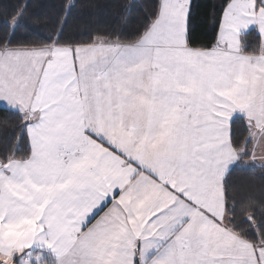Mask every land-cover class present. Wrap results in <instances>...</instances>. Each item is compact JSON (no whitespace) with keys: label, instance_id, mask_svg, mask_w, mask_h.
Wrapping results in <instances>:
<instances>
[{"label":"snow or ice","instance_id":"obj_1","mask_svg":"<svg viewBox=\"0 0 264 264\" xmlns=\"http://www.w3.org/2000/svg\"><path fill=\"white\" fill-rule=\"evenodd\" d=\"M29 7L0 37V264H264V208L226 179L264 152V0H225L204 47L192 0L43 45L15 40Z\"/></svg>","mask_w":264,"mask_h":264},{"label":"trees","instance_id":"obj_2","mask_svg":"<svg viewBox=\"0 0 264 264\" xmlns=\"http://www.w3.org/2000/svg\"><path fill=\"white\" fill-rule=\"evenodd\" d=\"M75 5L70 14L66 10L68 0H0V37L11 35L6 21L20 4L30 5L28 14L15 30L17 43L43 45L57 38L69 42H81L97 32H115L123 39H132L142 30L158 0H70ZM225 0H192L189 34L194 46H211L218 35L221 6ZM252 32L247 37L250 45L257 43ZM15 121L16 116L0 108V121ZM236 139L248 136L245 122L234 125ZM11 129H9V134ZM3 132L0 131V144ZM251 149L252 145L247 146ZM248 159V158H246ZM227 186L239 199L251 200L258 208H264V167H234L228 176Z\"/></svg>","mask_w":264,"mask_h":264},{"label":"crops","instance_id":"obj_3","mask_svg":"<svg viewBox=\"0 0 264 264\" xmlns=\"http://www.w3.org/2000/svg\"><path fill=\"white\" fill-rule=\"evenodd\" d=\"M256 154H257V160L255 162H250V158H248L246 159V161L248 162H246L243 165L237 166V167H242V168L264 167V164H262L261 160L259 159L261 155H264V152H262L258 146L256 148Z\"/></svg>","mask_w":264,"mask_h":264}]
</instances>
